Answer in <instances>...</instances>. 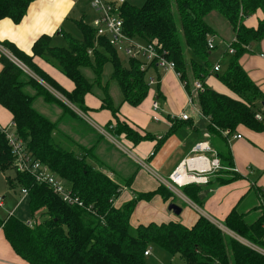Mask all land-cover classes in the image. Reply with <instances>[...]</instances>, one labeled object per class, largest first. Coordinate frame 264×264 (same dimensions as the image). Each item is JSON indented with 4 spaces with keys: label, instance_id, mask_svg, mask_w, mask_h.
Here are the masks:
<instances>
[{
    "label": "trees",
    "instance_id": "1",
    "mask_svg": "<svg viewBox=\"0 0 264 264\" xmlns=\"http://www.w3.org/2000/svg\"><path fill=\"white\" fill-rule=\"evenodd\" d=\"M32 2L0 0V20L10 18L20 23ZM259 8L264 10V0H143L140 5L129 0L122 6L125 30L130 36L143 41L156 39L166 48L189 92L194 79L202 82L203 89L197 93L196 103L209 120L206 131L219 135L224 143L216 149L222 169L210 177L207 184L190 183L179 188L198 206H202L200 193L205 186L221 185L241 176L231 170L233 156L221 130L230 129L235 133L241 125L256 130L264 127V119L257 120L258 112L252 105V96L259 89L240 62L247 46L264 38V20L256 29L244 23ZM215 18H222L235 37L221 49L225 58L219 71L213 70L215 59L210 55L216 45L214 43L210 48L208 44V36L213 39L217 34L213 25ZM81 30L82 38L71 39L67 48L54 47L50 35H41L33 44V56L22 52L10 41H3L2 45L85 113L89 108L84 98L98 85L103 92L101 109L112 112L113 120L106 127L113 136L119 138L122 135L134 145L153 140L152 133L120 119V106L109 93V83H102L105 66L110 63V79L117 82L122 102L138 106L149 93L148 74L153 68L149 66L142 70L141 61L132 58L123 61L104 40L95 46V30L91 25L83 24ZM230 47L234 48L233 53L229 52ZM90 49L91 54L88 53ZM34 56L56 65L72 80L74 89L69 92L61 87L34 63ZM0 62V104L11 112L16 135L24 141L29 153L50 167L85 205L66 204L49 187L38 184L31 174L17 170L11 146L0 130V170L6 172L14 163L15 176L8 177V182L14 188L20 186L28 190L26 219L16 211L5 219L0 217V228L17 255L29 264H147L145 251L151 250V245H157L172 256L178 255L184 264H264V254L254 247L264 249V213L255 221H249L239 210L231 211L224 226L235 236L204 216L191 227L178 221L133 226L131 216L139 201L150 200L158 194L165 201L177 203L176 193L160 184L157 190L134 193L131 200L115 207V199L124 185L130 186L131 179L111 177L106 172L111 171L96 158L92 149L79 147L77 152L58 144L53 137L56 123L32 107L34 98L24 90L25 85L31 83L47 101L61 104L66 112L76 117L79 115L34 78L22 81L24 70L9 57L1 54ZM84 68L94 74L93 82L84 75ZM211 71L239 98L208 86L205 78ZM171 120L169 134L179 126L178 120ZM183 121L193 123L191 118ZM261 197L263 199V194ZM236 236L244 238L251 246Z\"/></svg>",
    "mask_w": 264,
    "mask_h": 264
},
{
    "label": "crops",
    "instance_id": "2",
    "mask_svg": "<svg viewBox=\"0 0 264 264\" xmlns=\"http://www.w3.org/2000/svg\"><path fill=\"white\" fill-rule=\"evenodd\" d=\"M94 16L95 12L89 6L88 0H33L26 16L20 23H15L10 18L0 20V55L3 54L9 57L24 70L25 75L21 77L22 81L27 82L32 77L62 100L58 96V94L62 95L59 91L54 89L40 75L36 74L26 63L7 50L2 45V42L10 41L22 52L33 56L32 48L34 42L41 35L47 34L51 36L52 46L67 48L71 39L79 40L82 38L81 26L83 24L91 25ZM262 20H264V10L259 8L244 23L247 27L256 29ZM213 25L217 31L213 39L211 38L216 45L213 53L214 63L219 62L223 66L225 56L221 53V49L229 41H233L235 37L231 27L222 18H215ZM247 47V52L241 57L240 62L259 89V92L252 96L254 97L252 105L258 112L257 114L262 115V119H264V58L261 56V54H264V38L252 41ZM218 55L220 56L217 57ZM33 61L61 87L69 92L74 89L72 80L64 75L56 65L39 56H34ZM1 69L2 64L0 62ZM82 71L90 81L93 82L95 80L94 74L90 69L84 68ZM111 73V69L108 68L106 77L109 78ZM153 76L156 79L153 85L157 84V88L156 90L150 89L147 97L138 106L122 102V94L116 85L111 83L112 81H108L107 78L102 77V81L105 83L108 81L109 93L114 103L120 106V119L127 121L141 131L152 133L155 137L153 140H145L136 145L122 135L119 138L122 139L127 147L133 149L131 151L140 160L145 163L148 162L150 167L156 168L160 173L168 177L181 161L192 155L194 143L204 139V132H206L209 120L202 117L196 108L189 104L186 89L176 73L153 68L149 70L148 77ZM205 83L220 93L239 98L217 78L213 71L205 78ZM95 87L92 93L86 94L84 98L85 104L89 108L88 113L92 119L98 125L106 126L108 122L113 120L112 112L108 109H101V96L103 94L99 96V93L95 91L97 86ZM24 90L34 98L32 107L39 114L56 123L53 137L58 144L62 146L60 134L66 139H72L74 147L72 151L78 152L79 147L92 149L94 155L108 167L114 176H119L124 180L131 179L130 186L124 185L119 196L115 199L114 204L116 206H121L131 200L134 193L152 192L159 188L160 181L151 172L136 163L133 158L129 157L130 159H128L117 150V147L116 149L110 146L108 141L104 142L101 138H98L94 129H92L94 130L92 138L89 135L80 136L82 134L81 129L78 130V127H75L72 123L62 121L63 116L66 114H70L69 116L76 120H82L80 116L76 117L70 112H66L65 108L59 103L47 101L44 96L37 93V89L31 83H27ZM99 91L100 93L102 92L101 89ZM154 101L158 102L159 110L154 109ZM65 103L70 108L74 107L75 110L78 108L70 103L67 98H65ZM183 112L189 115V118L193 121L192 124L184 123L179 118V115ZM171 118L178 120L177 125H179L173 134H169V128L173 122ZM12 121L11 112L0 104V126L9 127ZM73 121L76 122L75 120ZM61 126L68 130L75 127L76 132L75 134L66 133L64 128L60 129ZM235 133L241 134V138H231L229 146L234 166L238 168L239 172L237 173L241 175L240 177L221 185L210 184L205 186L200 193L202 206H198L189 198L187 201L193 205L190 204L185 207L177 203L182 207V212L179 215L168 210L171 200L165 201L158 194L148 201L141 200L136 204L133 211L131 224L137 226L151 222L160 224L162 222L178 221L191 227L200 216H204L216 223L224 231L234 235L232 231L224 226L226 217L231 211L234 209L239 210L246 215L249 221H255L259 218L264 213V127L261 130H256L241 125ZM208 141L215 151L217 148H221L224 143L222 138L215 134H210ZM217 171L210 174V176L216 174ZM14 194L8 204L5 203V196H2V207H5V211L8 213L5 218L17 210L18 201L15 199L18 194ZM261 194H263V199ZM236 237L244 243H250L240 236ZM0 264H29L15 253L1 228Z\"/></svg>",
    "mask_w": 264,
    "mask_h": 264
},
{
    "label": "built area",
    "instance_id": "3",
    "mask_svg": "<svg viewBox=\"0 0 264 264\" xmlns=\"http://www.w3.org/2000/svg\"><path fill=\"white\" fill-rule=\"evenodd\" d=\"M128 0H88L89 6L95 12V16L92 19L91 26L95 30V46H98L100 40L106 41L111 45L117 53L124 56L125 59H136L140 60L142 65V70H147L149 66L154 69H161L163 71H173L180 78V72L177 71L176 63L173 59L169 58V53L166 48L155 39L151 41L139 40L133 36H130L124 26V20L122 18V6ZM235 40V39H234ZM233 40V41H234ZM209 47H214V42L209 39ZM234 48L230 47L229 52L233 53ZM88 53H92V49L88 50ZM264 58V54H261ZM222 68L221 63L216 62L213 70L219 71ZM149 85H153L156 82L155 77H148ZM184 88L186 89V82L182 81ZM203 89L202 82L196 80L193 83V88L188 94V102L190 105L194 106L198 113H200L199 107L197 106L196 96L199 91ZM65 101V98L63 99ZM71 105V104H70ZM73 107V106H72ZM153 107L155 110H159V104L157 101L153 102ZM74 109V107H73ZM74 111L80 117H87L89 120L88 113L77 108ZM179 118L182 120L189 119L187 113H181ZM257 119H262V115L257 114ZM13 127L11 124L9 127L0 126L11 146V150L16 157L15 165L16 168L21 172H26L31 174L38 184H44L49 187L54 194H56L61 200H63L68 205H77L84 207L82 199H80L66 184L61 180L46 164L35 159L26 148L24 141L19 138L15 131L10 132V128ZM14 128V127H13ZM98 132L100 130L106 131L117 141L118 138L113 136L108 129L104 127L97 126ZM221 133L227 138L228 144L231 138H241V134L232 133L230 129H222ZM209 132H204V139L196 142L192 149V155L185 158L179 165L168 175V180L164 179L165 183H162L169 187L172 191L173 188L177 190L182 186L190 183L207 184L210 179V174L222 168L221 162L218 158L216 151L212 148L208 141ZM119 147L123 152L130 151L128 147L119 141ZM131 152V151H130ZM208 153L210 155H208ZM133 158L136 162L145 164L143 160H140L136 155ZM132 158V157H131ZM231 170L239 172L236 166L231 167ZM22 199L27 197L28 190L22 189ZM174 193H176L174 191ZM21 199V200H22ZM21 200L19 202H21ZM18 202V203H19ZM3 205V197L0 195V206ZM30 223V222H29ZM255 246V249L264 254L261 250L264 249ZM151 250L147 249L145 255H150Z\"/></svg>",
    "mask_w": 264,
    "mask_h": 264
},
{
    "label": "rangeland",
    "instance_id": "4",
    "mask_svg": "<svg viewBox=\"0 0 264 264\" xmlns=\"http://www.w3.org/2000/svg\"><path fill=\"white\" fill-rule=\"evenodd\" d=\"M129 1V0H128ZM131 2H133V3H135V4H138V5H140V4H142L143 3V0H130ZM228 37V36H227ZM213 53L214 52H211V57H213ZM210 57V58H211ZM121 58H122V60L124 61V60H126V59H124V56H122L121 55ZM190 62V61H189ZM108 68H110L111 70H112V68H111V64L110 63H108V64H106V66H105V71H104V74H103V78H107L106 77V74H107V71H108ZM222 69V68H221ZM28 70V69H27ZM212 70V69H211ZM29 71V70H28ZM30 72V71H29ZM86 75V74H85ZM110 77H111V75L109 76V78H107V80L109 81H112L111 83H114L115 85H116V87L118 88V90H119V92H121V90H120V88H119V86H118V84H117V82L115 81V80H111L110 79ZM196 80H198V79H194L193 81L195 82ZM107 81V82H108ZM193 82V83H194ZM102 83L103 84H105V82L104 81H102ZM46 84V83H45ZM48 84V83H47ZM192 84V83H191ZM190 84V85H191ZM95 86H97V89H95V91L97 92V93H99V96H101V94H103L102 92L100 93V91H99V87H98V85H95ZM94 86V88H96ZM93 88V89H94ZM156 88H157V84H155V85H150V89H152V90H156ZM121 95V94H120ZM58 96H60V97H62L63 99H64V97L62 96V95H59L58 94ZM101 97H103V95L101 96ZM65 102V101H64ZM117 105V104H116ZM73 109V108H72ZM74 110V109H73ZM200 110V109H199ZM70 115V114H69ZM68 114H66V115H64L63 116V119H62V121H64V122H69V123H72L75 127H78V130H80L81 129V131H82V134L80 135V136H83V135H89L90 136V138H92L93 137V131L95 130L96 132V134L95 135H98V138H101L102 139V141H104V142H107L108 141V143L110 144V146H112V147H114V148H116L118 151H120L123 155H125L128 159H130L129 157H132V158H136L134 155V152L133 151H131V150H133L131 147H128V149L131 151H128V152H123V150L119 147V141L120 142H122V139H120V138H118V140L119 141H117L116 139H114L109 133H107L106 131H103V130H100V132H98V129H97V126H101V125H98V123L95 121V120H93L92 119V117H91V115H89V113H88V116H89V118H90V120L87 118V117H81L82 118V120H76V119H73L71 116H69ZM200 115L202 116V117H205L204 115H203V113H202V111L200 110ZM205 118H207V117H205ZM75 120L76 122H74L73 120ZM13 125V124H12ZM75 127H74V129H65V127H63V126H61L60 127V129L61 128H64V131L66 132V133H70V134H75ZM80 127V128H79ZM101 127H104L105 129H107V127L106 126H101ZM92 129H94V130H92ZM10 132H13V131H15V129L13 128V127H11L10 129ZM71 131V132H70ZM56 134H57V132H56ZM59 134V133H58ZM60 136L62 137L61 139H60V143H62V146L64 147V148H66V149H71V150H74L73 148V142H72V139H66L65 137H63L61 134H60ZM124 143V142H123ZM195 144V143H194ZM121 145V144H120ZM122 146V145H121ZM12 151V150H11ZM94 153V152H93ZM12 154H13V152H12ZM208 155H210L209 153H208ZM13 156H14V161H16V157H15V155L13 154ZM97 158V157H96ZM98 159V158H97ZM100 162H102L100 159H98ZM91 163H93L94 165H96L97 164V162H95L94 160H91L90 161ZM103 163V162H102ZM136 163H138L139 165H142V167L144 168V169H146V170H148L149 172H151L152 174H153V176L157 179V180H159L160 181V184H162V183H165L164 182V179L163 178H165L166 180H168V178H167V176H165V175H163L162 173H160L156 168H154V167H150V164L148 163V162H146L147 163V165L148 166H146L145 164H143V163H140V162H136ZM104 164V163H103ZM106 166V165H105ZM234 166V165H233ZM96 167H99V166H96ZM107 167V166H106ZM108 168V167H107ZM15 165H14V163H12L11 164V167H10V169L8 170V171H6V172H2L1 170H0V195L1 196H5V203L6 204H8L10 201H11V197H12V195L14 194V193H17L18 195H17V198L15 199L16 201H20L21 199H22V196H23V194H22V189L21 188H19V187H17V188H14V185H11V182H8V177H14L15 176ZM102 170H104L105 171V169H103V168H101ZM222 169V168H221ZM18 170V169H17ZM108 174H110V176L111 177H113L114 179H116V176H114L111 172H108V171H106ZM215 173V172H214ZM216 173H218V171L216 172ZM212 176H215V174L214 175H212ZM211 176V177H212ZM174 190L173 191H175L176 192V201H177V203H179L180 205H182V206H185L186 207V205H190L191 203L189 202V201H187V197L182 193V191L180 190V189H176V188H173ZM14 192V193H13ZM15 195V194H14ZM148 201V200H147ZM124 204V203H123ZM122 204V205H123ZM121 205V206H122ZM191 205H193V204H191ZM114 206L115 207H120V206H116V204H114ZM94 213V212H93ZM16 214H18L21 218H23V219H26V217L28 216V211H27V203H26V199L24 198V199H22L21 200V202H19L18 203V205H17V210H16ZM0 215H1V217H3V218H5L7 215H8V213L5 211V207H0ZM134 226V225H133ZM228 233H230V232H228ZM231 234V233H230ZM231 235H233V234H231ZM235 236V235H234ZM249 245L251 246V244L249 243ZM254 246V245H253ZM255 247V246H254ZM258 248V247H257ZM263 249V248H262ZM262 252H264L263 250H261ZM146 262H147V264H184V262L182 261V259L178 256V255H175V256H172L171 254H169L167 251H165V250H163L162 248H160V247H158L157 245H151V254L147 257V259H146Z\"/></svg>",
    "mask_w": 264,
    "mask_h": 264
},
{
    "label": "water",
    "instance_id": "5",
    "mask_svg": "<svg viewBox=\"0 0 264 264\" xmlns=\"http://www.w3.org/2000/svg\"><path fill=\"white\" fill-rule=\"evenodd\" d=\"M208 39H210V36H208ZM168 210L172 211L176 215H179L182 212V207L177 203L170 202L168 205Z\"/></svg>",
    "mask_w": 264,
    "mask_h": 264
}]
</instances>
